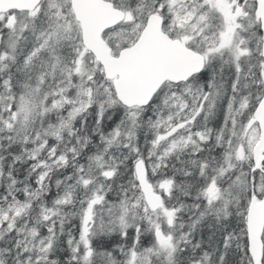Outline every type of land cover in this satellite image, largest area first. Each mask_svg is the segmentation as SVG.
Wrapping results in <instances>:
<instances>
[{
    "label": "snow or ice",
    "instance_id": "snow-or-ice-1",
    "mask_svg": "<svg viewBox=\"0 0 264 264\" xmlns=\"http://www.w3.org/2000/svg\"><path fill=\"white\" fill-rule=\"evenodd\" d=\"M0 264H264V0H0Z\"/></svg>",
    "mask_w": 264,
    "mask_h": 264
}]
</instances>
